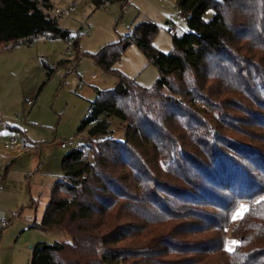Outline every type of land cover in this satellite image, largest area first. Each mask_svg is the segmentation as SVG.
Listing matches in <instances>:
<instances>
[{
  "label": "trees",
  "instance_id": "trees-1",
  "mask_svg": "<svg viewBox=\"0 0 264 264\" xmlns=\"http://www.w3.org/2000/svg\"><path fill=\"white\" fill-rule=\"evenodd\" d=\"M178 3L188 29L171 34L173 52L154 45L159 26L142 20L86 54L117 74L136 44L159 77L147 88L118 73L114 89L97 90L81 124L87 138L63 158L64 174L32 226L71 241L38 243L30 264H264V0ZM53 7L0 0V51L60 38L77 60L80 37L60 26ZM113 120L124 125L123 140Z\"/></svg>",
  "mask_w": 264,
  "mask_h": 264
},
{
  "label": "rangeland",
  "instance_id": "rangeland-1",
  "mask_svg": "<svg viewBox=\"0 0 264 264\" xmlns=\"http://www.w3.org/2000/svg\"><path fill=\"white\" fill-rule=\"evenodd\" d=\"M75 1L52 0L54 7L50 14L56 16L55 10L67 8ZM178 2L129 0L123 8L121 2L98 7L89 0L78 4L70 16H57L62 28L74 36L80 34L77 60V52L60 38L39 37L31 45L19 44L0 51V116H6L3 123L24 131V142L33 148L15 161L0 192V217L11 221L8 227L0 229V264H30L38 243L71 241L63 233L32 226L42 221L52 188L64 174L63 158L80 148L87 138L88 129L82 130L81 124L96 100L97 90L114 89L120 81L118 73L147 88L153 87L159 77L158 68L136 44L116 64L117 74L103 71L86 54L95 55L105 46L118 42L142 20H151L159 26L154 45L164 53L173 52V36L168 32L170 24H174L177 36L188 29L184 15L179 13ZM53 65H60L63 73L55 72L49 77L47 66ZM112 125L114 137L123 140L124 125L118 120H113ZM0 129L8 138L14 134L23 142L21 134L8 131L5 124ZM63 143L66 148L62 147ZM35 146L38 151L34 150ZM242 205L244 208L240 205L236 211L242 215L234 214L235 223L247 210L248 206ZM234 241L237 242L229 230L227 250H234L237 244Z\"/></svg>",
  "mask_w": 264,
  "mask_h": 264
},
{
  "label": "built area",
  "instance_id": "built-area-1",
  "mask_svg": "<svg viewBox=\"0 0 264 264\" xmlns=\"http://www.w3.org/2000/svg\"><path fill=\"white\" fill-rule=\"evenodd\" d=\"M85 1H89V0H76L73 5L67 8L55 10L56 16H70L73 12L76 11L77 5L84 3ZM93 1L97 2L99 7H109L113 3L114 0H93ZM179 13H182V11L179 10ZM174 32H175V28L171 25L169 28V33L173 34ZM77 36L80 37V34H77ZM52 69L54 72L58 74L63 73L58 65H53ZM28 105H31V100L28 101ZM0 107H1V103H0ZM5 118H6L5 115L0 116V124ZM1 146L6 150H16L20 153H29L33 149L30 144L24 141L20 142L18 138H12L10 140H5L1 143ZM62 147L65 148L66 144H62ZM34 150L38 151L39 150L38 146H35ZM6 167H7L6 164H4L2 160H0V192L4 190ZM16 216L17 214H13V217H16ZM10 223H11L10 220L4 217H0V229H4L8 227Z\"/></svg>",
  "mask_w": 264,
  "mask_h": 264
},
{
  "label": "crops",
  "instance_id": "crops-1",
  "mask_svg": "<svg viewBox=\"0 0 264 264\" xmlns=\"http://www.w3.org/2000/svg\"><path fill=\"white\" fill-rule=\"evenodd\" d=\"M124 8V7H123ZM169 22V21H168ZM167 22V23H168ZM1 113V112H0ZM26 113V112H25ZM4 122V120L2 121V123L0 124V125H2V124H5L6 125V127H7V129H8V131H11L12 133H20L21 134V136H22V139H23V141H24V138H25V133H24V131H22L21 129H19L17 126H12V125H10V124H8V123H3ZM10 138L12 139V138H18L16 135H11L9 138L5 135V133H2L1 132V129H0V160H2V162H4L5 164H6V166L8 167L9 166V169H8V171H6L5 170V180H4V184H5V181H6V179H7V176H8V174H9V172H10V170H11V168H12V166H13V164L15 163V161L18 159V158H20V157H22L23 156V153H20V152H18V151H16V150H6V149H4L2 146H1V143L3 142V141H5V140H10ZM26 142V141H25ZM63 144H65V143H63ZM67 147V146H66ZM65 147V148H66ZM2 157V158H1ZM7 167H6V169H7Z\"/></svg>",
  "mask_w": 264,
  "mask_h": 264
},
{
  "label": "snow or ice",
  "instance_id": "snow-or-ice-1",
  "mask_svg": "<svg viewBox=\"0 0 264 264\" xmlns=\"http://www.w3.org/2000/svg\"><path fill=\"white\" fill-rule=\"evenodd\" d=\"M241 208L243 209V208H244V206H243V205H241ZM240 215H242V212H237V213H236V216H240ZM236 216H234V218H236ZM233 243H238V242H235V241H234ZM228 250H229V251H232V249H231V248H229Z\"/></svg>",
  "mask_w": 264,
  "mask_h": 264
}]
</instances>
